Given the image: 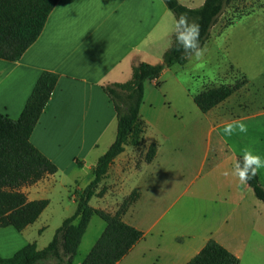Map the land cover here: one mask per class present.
<instances>
[{
    "label": "crops",
    "instance_id": "crops-1",
    "mask_svg": "<svg viewBox=\"0 0 264 264\" xmlns=\"http://www.w3.org/2000/svg\"><path fill=\"white\" fill-rule=\"evenodd\" d=\"M179 1L196 9L206 0ZM175 19L163 0H59L42 34L21 59L15 62L0 59V114L14 120L21 117L44 71L60 75L31 135L33 145L57 165L58 172L24 188L29 200L47 199L49 205L39 219L23 231L14 227L0 228V257L11 258L30 243H36L38 250L45 249L64 220L76 213V195L72 193L75 212L62 216L52 238L48 240L50 236L47 235L46 240L45 233L50 231L54 215L49 213L53 203H61L64 193L72 188L83 191L95 179L94 168L99 159L117 139L118 115L103 87L129 82L134 67L141 62L161 63L173 44ZM249 23L264 25V17L253 12L241 16L233 24L236 29ZM216 28L212 27L210 39L203 47L218 45L222 34L215 31ZM260 40L264 42V35ZM262 51L264 56V49ZM172 68L174 65L166 68L163 75ZM147 83L140 110L146 125L144 108L149 102L150 86L161 83V77ZM179 91L193 100L195 93L188 86L182 85ZM224 103L203 113L207 123L203 131L206 140L200 168L201 171L206 169V183L200 186L199 194H205L206 202L201 209L204 223L195 224L186 219L190 210L179 202L171 214L175 204L168 203V196L163 194L175 189L164 181V172L172 166L159 164L162 154L159 147L151 163L143 160L137 165L135 160L128 161L126 149L110 166L100 187L117 185L115 193L108 189L101 197H93L96 199L93 207L115 213L119 203L138 191L139 199L123 220L144 233L117 264H186L210 239L239 257L240 264H264V203L248 183L241 184L231 175H224L230 172L232 162L242 156L241 150L246 147L264 158V106L258 105L245 114L235 115L233 120L248 122V138L243 142L246 147L240 148L241 133H235V147H232L229 137L222 131L225 123L234 117L221 113L219 108ZM258 103L262 104L261 99ZM149 104L152 106L151 102ZM241 107V104L234 106ZM152 142L145 141V145ZM257 173L264 187V168ZM128 181L132 184L125 189ZM107 200L115 206H105ZM41 238H44L43 244H40ZM86 256L75 259L73 264H82Z\"/></svg>",
    "mask_w": 264,
    "mask_h": 264
},
{
    "label": "trees",
    "instance_id": "trees-1",
    "mask_svg": "<svg viewBox=\"0 0 264 264\" xmlns=\"http://www.w3.org/2000/svg\"><path fill=\"white\" fill-rule=\"evenodd\" d=\"M58 1L0 0V59L10 62L20 60L42 34ZM163 1L176 18L185 13L200 24V41L204 46L210 39L211 29L217 19L233 0H206L203 6L196 9L188 8L179 0ZM234 21L235 18L230 19L225 26L232 25ZM188 60L182 51L177 50L174 36L173 44L164 54L161 63L152 65L141 62L134 67L133 77L129 82L103 87L118 115V135L114 144L95 166V179L82 192L75 191L76 213L64 220L45 249L38 250L36 243H30L11 258L0 257V264H37L42 258L57 256L59 246L64 249L68 259L65 263L58 264H73L95 215L106 223V228L82 264H117L135 247L144 233L126 223L123 216L137 202L140 193L133 191L115 213L94 208L90 201L93 197H101L105 193V190L99 191L100 184L114 160L128 146H146L144 161H154L158 145L155 142L145 145L147 125L140 114L145 84L147 81L159 80L166 68L175 64L186 65ZM59 78L58 73L51 71H44L40 75L19 119L14 120L0 114V228L14 227L23 231L34 224L49 205L47 199L29 200L24 188L58 172L57 165L33 145L31 135L51 99ZM248 83L249 79L241 75L233 84L205 88L193 95L194 103L202 113H208L244 90ZM248 185L264 203V187L258 173ZM186 264H240V259L221 243L210 239Z\"/></svg>",
    "mask_w": 264,
    "mask_h": 264
},
{
    "label": "rangeland",
    "instance_id": "rangeland-1",
    "mask_svg": "<svg viewBox=\"0 0 264 264\" xmlns=\"http://www.w3.org/2000/svg\"><path fill=\"white\" fill-rule=\"evenodd\" d=\"M253 12L260 18L264 17V0H233L225 7L214 25L217 26L215 31L222 34L218 45H207V51L201 61L190 58L186 65L175 64L172 71L162 74L159 85L150 86V93L147 97L149 102L144 108L145 116L148 119L145 141L147 143L154 141L161 149L160 165L172 166L164 172V181L170 183L175 189L168 190L166 194H163L168 196V203L173 201L175 204L171 214L174 213L178 202L185 204L190 210L186 219H191L195 224H202L205 221L201 212L203 204L206 202L205 194H199V190L200 186L206 183V169L201 171L200 162L201 153L205 148L206 137L203 131L207 120L194 100H189L187 94L180 92L179 89L182 85H186L193 94H196V92L211 86L233 84L241 75H245L249 79L247 87L228 103H224L219 108L221 113L234 116L231 119L233 120L235 115L242 112L245 114L249 109L258 105L264 106V56L262 51L264 42L260 40V37L264 35V25L249 23L236 29L235 24L225 26L230 19L237 20L241 16ZM147 82L145 88L149 84ZM260 99L262 104L258 103ZM150 102L152 106L149 104ZM239 104H241V108H234ZM243 122L248 124L247 121ZM216 138L215 133L213 136L214 147ZM247 138L248 130L247 133H241L240 148L246 147L243 142H246ZM229 142L232 147H235V134L229 137ZM126 149L128 161L135 160L139 165L144 160L146 146H128ZM131 184L132 181H128L125 189ZM116 186L106 184L103 188L99 187V190L111 189L114 194ZM75 190L72 188L65 192L61 203L58 201L53 203L49 213L54 215L50 223L51 229L45 233L46 240L47 235L50 236L48 240L52 238L54 228L60 224L62 216H70L75 212L76 203L71 196L72 193L75 194ZM75 199H77V195ZM95 201L94 198L91 202L94 207L96 206ZM111 203L108 200L104 201L105 206H109L108 208L115 206ZM121 204L119 203L117 206ZM105 228L106 223L98 215L93 216L76 255V261L88 254ZM43 239H40V244H43ZM67 259L64 249L59 246L57 256L51 255L42 258L37 264L65 263Z\"/></svg>",
    "mask_w": 264,
    "mask_h": 264
},
{
    "label": "clouds",
    "instance_id": "clouds-1",
    "mask_svg": "<svg viewBox=\"0 0 264 264\" xmlns=\"http://www.w3.org/2000/svg\"><path fill=\"white\" fill-rule=\"evenodd\" d=\"M200 30V24L196 20L190 19L185 13H181L175 19V43L177 50L182 51L185 58H194L196 61L203 60L207 49L201 45ZM247 130V125L241 120L227 122L223 129L227 137L237 132L247 133ZM241 151L242 156L232 162L230 172L226 171L224 175H231L241 184H246L257 175L259 169L264 168V158L247 147Z\"/></svg>",
    "mask_w": 264,
    "mask_h": 264
}]
</instances>
